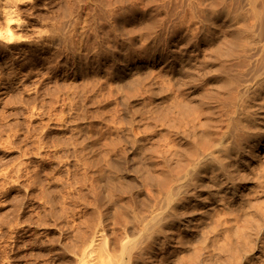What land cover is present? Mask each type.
I'll return each instance as SVG.
<instances>
[{"label":"rangeland","instance_id":"obj_1","mask_svg":"<svg viewBox=\"0 0 264 264\" xmlns=\"http://www.w3.org/2000/svg\"><path fill=\"white\" fill-rule=\"evenodd\" d=\"M5 10L14 11V24ZM263 73L264 0H0V264H264L263 160L246 175L255 178L250 205L222 201L202 216L201 202L189 201L167 211L174 222L166 212L169 223L151 224L155 211L174 206L175 181L222 175L227 153L249 141L264 89L250 102L240 97ZM216 142L218 160L194 168ZM201 186L197 198H211ZM184 210L194 232L179 223Z\"/></svg>","mask_w":264,"mask_h":264},{"label":"bare ground","instance_id":"obj_2","mask_svg":"<svg viewBox=\"0 0 264 264\" xmlns=\"http://www.w3.org/2000/svg\"><path fill=\"white\" fill-rule=\"evenodd\" d=\"M4 16L6 17V22L8 23V25H12V24H14L15 22H16V20H15V18H14V11H12V10H5L4 11ZM231 26V25H230ZM229 26V27H230ZM186 52V51H185ZM186 54H188V52H186ZM186 54H181L180 56H181V60L183 61V62H181V63H185V66L189 63H191V55L189 56V54L188 55H186ZM193 54V53H192ZM185 56V57H184ZM184 57V58H183ZM178 59H179V57H177ZM195 59V58H194ZM179 62V61H178ZM187 62V63H186ZM196 62V61H195ZM194 63V62H193ZM175 64V63H174ZM192 64V63H191ZM195 65V64H194ZM187 67H188V65H187ZM191 67V66H190ZM181 68V67H180ZM179 68V69H180ZM182 69H183V67H182ZM186 69V68H185ZM188 69H189V67H188ZM184 70V69H183ZM258 74V73H257ZM252 77V76H251ZM254 79L252 80V81H249L250 83L249 84H246V86L245 85H242V86H245L244 87V92H243V95H242V97H240V98H242L241 100H242V102H246V101H248V102H250L249 100V97H251L250 95H251V93H253V92H255V91H258V90H262V89H264V73L263 74H259V75H257V76H255V77H253ZM248 79H250V77L248 78ZM247 79V80H248ZM247 82V81H246ZM241 89V88H240ZM263 91V90H262ZM239 92H240V90H239ZM238 92V93H239ZM264 92V91H263ZM262 92V93H263ZM241 93V92H240ZM239 95V94H238ZM253 95H254V93H253ZM257 95L258 94H256V97H257ZM241 96V95H240ZM255 96V95H254ZM254 96H252V98L254 97ZM260 96V95H259ZM239 97V96H238ZM244 97H247L246 99L244 98ZM240 98H239V100H238V98H237V102L238 101H240ZM260 97H258V99H259ZM264 98V97H263ZM262 98V99H263ZM261 99V98H260ZM252 100V99H251ZM253 101V100H252ZM254 102V101H253ZM241 103V102H240ZM255 104H256V102H255ZM243 106H242V108L244 107V105L246 106H248V103L247 104H242ZM249 105H253V104H249ZM246 106V107H247ZM241 107V106H240ZM239 107V108H240ZM253 106H251V108H252ZM248 108H249V106H248ZM236 109V108H235ZM237 109H238V107H237ZM250 109V108H249ZM249 109H247V110H249ZM253 109V108H252ZM182 110V109H181ZM184 110V109H183ZM240 110L241 109H239V112H240ZM244 110H246V108L244 109ZM246 110V111H247ZM178 111H180V110H178ZM178 111H177V113H178ZM190 111V110H189ZM191 111H194V110H191ZM187 112V111H186ZM195 112V111H194ZM235 112H237V110L235 111ZM242 112V111H241ZM245 112V111H244ZM193 113V112H192ZM192 113H190V114H192ZM197 113V115H198V113L199 112H196ZM248 113V115H249V111L247 112ZM253 113V112H252ZM251 113V114H252ZM184 114L186 115V113H185V110H184ZM189 114V115H190ZM201 114V113H200ZM204 114V113H203ZM240 114V113H239ZM202 115V114H201ZM234 115V114H233ZM178 116H179V114H178ZM183 116V115H182ZM181 115H180V117H182ZM194 116H196V114L194 113ZM202 116H204V115H202ZM241 116V115H240ZM240 116L238 117V118H240ZM254 116H255V119H254V121H253V125L251 126V127H248V125L245 123V125H247L246 127H248V128H250L251 129V131L249 132V130L245 127V129H247L248 130V133H250V136L249 135H246V136H249V138L248 137H246L245 136V134L246 133H244L243 134V136H245L244 138H248L249 139V141H248V139H247V141L248 142H246V143H244L245 141H246V139H245V141L243 142L244 144H243V146H241V148L240 149H237V150H234V151H230V150H228V151H230V152H228L227 153V151L226 150H224V152H226L227 153V157H226V161H225V164L224 163H222V165L221 164H219L218 165V167H219V169H220V171H219V173L221 174V172H222V175H220V176H216V175H213V174H207V176H206V173H205V176L206 177H204L203 175H202V173L200 174V175H202V176H200V175H195V173L196 172H194L195 171V169L194 170H192L194 173L192 174V173H189V172H185V173H188V174H192V175H195V176H193V177H189V175L187 176H183V179L181 180H179V181H175V182H178L179 184H178V188L176 189L177 190V192L175 193V197H176V201L173 203L174 204V206L172 205H170V203L169 202H171L170 200L172 199V198H174L173 197V195L172 194H170L169 196H170V198L171 199H169V198H166L168 195H167V192L165 193L167 196L166 197H164V198H166V200H168L169 202V205L168 204H166V206H167V208L166 209H164V210H160L159 212H157V211H155V213L156 214H154L153 215V219H152V216L150 215V217H151V219H152V221H154V223L152 222H149V223H151V224H159V223H163V222H165V220H168V218L165 216L166 214V212L167 211H169V210H173V209H176V210H179V209H181V208H184V206L186 205V204H190L189 203V201L190 202H201L200 204L199 203H197L198 205H200L201 207H204L205 209L206 208H208V210L210 211H214L218 206H222L223 204H222V201L223 202H225V205L227 204V205H240L241 206V204L243 203L244 204V202L246 201V197L249 195V194H246V193H248L250 190L252 191V182H251V180L252 179H255V178H248V176H246L251 170H252V168H253V166L258 162V161H264V101L261 103H259L258 102V105H257V107H255V109H254ZM253 116V117H254ZM184 117V116H183ZM190 118V116H188L187 115V119L189 120V118ZM242 118L244 117L243 115L241 116ZM245 117H247L246 115H245ZM250 117H252V115L250 116ZM192 118V117H191ZM190 118V119H191ZM199 118L201 119V116L199 115ZM204 118V117H203ZM236 118V117H235ZM184 119V118H183ZM186 119V120H187ZM195 118H193V119H191V120H194ZM199 119V120H200ZM185 120V119H184ZM187 120V121H188ZM191 120L189 121V122H191ZM196 120H197V122H198V118H196ZM196 120H194L195 121V123H196ZM244 120H246V119H244ZM247 120H249L248 118H247ZM193 121V122H194ZM199 122H201V121H199ZM248 123H250V122H248ZM250 124H252V123H250ZM202 125V124H201ZM218 129H220V128H218ZM217 129V130H218ZM213 130H216V128L215 129H213ZM220 130H223V129H220ZM220 130H218V132L220 131ZM207 131V130H206ZM208 131H211V129L210 130H208ZM246 131V130H245ZM212 132V131H211ZM211 132H208L209 134L211 133ZM225 132V131H224ZM223 132V133H224ZM195 133V132H194ZM193 133V134H194ZM215 133V132H214ZM217 133V132H216ZM222 133V132H221ZM230 133V132H229ZM227 134V133H226ZM196 135V134H195ZM197 135H198V133H197ZM199 135H200V133H199ZM202 135V134H201ZM204 135H205V133H204ZM203 135V136H204ZM212 135H214V134H212ZM218 135V134H217ZM225 135V134H224ZM190 136V135H189ZM202 136V137H203ZM211 135H209V137H210ZM221 136V135H220ZM222 136H223V134H222ZM228 137L229 136H231V135H227ZM193 137V136H192ZM198 136H195L194 138H196V139H198L197 138ZM200 137V136H199ZM205 138H206V136H204ZM217 137V136H216ZM225 137H226V135H225ZM242 137V136H241ZM192 139V140H196V139ZM204 138V139H205ZM231 138V137H230ZM229 138V139H230ZM207 139H208V137H207ZM213 139V138H212ZM214 139H215V137H214ZM228 139V138H227ZM229 139H228V141H229ZM241 139V138H240ZM243 139V138H242ZM211 140V139H210ZM210 140H208V141H210ZM217 140H220L219 138L217 139ZM221 140H223V138L221 139ZM220 140V141H221ZM244 140V139H243ZM199 140H197V142H198ZM205 141V140H204ZM231 141H233V140H231ZM240 141V140H239ZM197 142H196V144H197ZM200 142V141H199ZM207 142V141H206ZM205 142V143H206ZM185 143V142H184ZM191 143H192V141H191ZM209 143V142H208ZM211 143V142H210ZM217 144H215V145H212L210 148H209V150H207L206 152H204L202 155H201V153L199 154L200 156H196L197 157V159H196V161H194V163H193V167L194 168H197V165L200 167V168H203V166L204 165H208V164H212L213 162H216L218 159H217V151H219L220 150V148L222 147V143L220 144V143H218V142H216ZM227 143V142H226ZM226 143H225V145H226ZM228 143H230V142H228ZM241 143V142H240ZM239 143V144H240ZM186 144V143H185ZM189 144V143H188ZM242 144V143H241ZM240 144V145H241ZM191 145V144H190ZM228 145H230V144H228ZM183 146H185V145H183ZM189 146V145H188ZM201 146H203V145H201ZM201 146H200V148H201ZM227 146V145H226ZM231 146V145H230ZM235 146V145H234ZM238 147L237 148H239V145H237ZM197 147V146H196ZM213 147H215L216 149L214 150V148ZM229 147V146H228ZM183 148H185V147H183ZM191 148H194V147H191ZM198 148V147H197ZM233 148V147H232ZM232 148H230L231 150H232ZM186 149V148H185ZM188 149V148H187ZM204 149V148H203ZM203 149H202V151H203ZM212 149V150H211ZM222 149V148H221ZM223 149H224V147H223ZM227 149V148H226ZM229 149V148H228ZM234 149H235V147H234ZM182 150V149H181ZM180 150V151H181ZM187 152H188V150H186ZM185 150H184V152H186ZM219 152H221V151H219ZM183 153V152H182ZM222 153V152H221ZM220 153V154H221ZM184 154L185 153H183V156H184ZM191 154H192V152H191ZM191 154H186V155H191ZM219 154V153H218ZM225 154V153H224ZM180 155H181V153H180ZM198 155V154H197ZM221 156H222V154H221ZM225 156V155H224ZM186 157V156H185ZM188 157H190V156H188ZM193 157H195V155L193 156ZM181 158V157H180ZM180 158H179V160H180ZM182 159V158H181ZM183 159H186V158H184L183 157ZM221 159H222V157H221ZM176 160H174V162H175ZM178 162V161H177ZM220 162H224V161H220ZM179 163L180 162H178L177 164L179 165ZM181 163H183L182 162V160H181ZM180 163V164H181ZM187 164L186 165H190L192 162H186ZM190 163V164H189ZM260 163V162H259ZM264 163V162H263ZM176 164V165H177ZM217 164V163H216ZM216 164H214V165H216ZM172 165H174L173 166V168H172V170H173V172H179L180 170H182V169H180V170H178V168L175 170V164H172ZM172 165H171V167H172ZM185 165V161H184V164H182V168H183V166ZM191 166V167H192ZM259 166V165H258ZM262 166V165H261ZM177 167H179V166H177ZM190 167V166H189ZM188 167V168H189ZM192 167V168H193ZM209 167V166H208ZM207 167V168H208ZM186 168V167H185ZM187 168V169H188ZM200 168H199V170H200ZM206 167H205V169H207ZM256 168V167H255ZM262 168V167H261ZM186 169V170H187ZM213 169V168H212ZM211 169V170H212ZM263 169H264V166H263ZM172 170H171V172H172ZM175 170V171H174ZM185 170V171H186ZM210 170V171H211ZM218 169H216L215 170V168H214V171L212 170V173L214 172V174H215V171H217ZM254 170V169H253ZM261 170V169H260ZM189 171H191V169H189ZM191 171V172H192ZM204 171V170H203ZM202 171V172H203ZM257 171H259V170H257ZM262 171V170H261ZM201 172V171H200ZM254 172V171H253ZM264 172V171H263ZM177 174H181V173H177ZM176 174V175H177ZM251 175H253L252 174V172L250 173ZM257 174V173H256ZM258 174H261L262 175V173H258ZM192 175H190V176H192ZM249 175V174H248ZM250 175V176H251ZM261 175H259V176H261ZM264 175V174H263ZM262 175V176H263ZM175 176V175H174ZM179 176V178H181L182 177V175H178ZM181 176V177H180ZM251 177H253V176H251ZM256 177H257V175H256ZM257 179V178H256ZM263 179V178H262ZM262 179H260V180H262ZM175 180V179H174ZM173 180V181H174ZM176 180H177V178H176ZM257 181V180H256ZM174 182V183H175ZM255 182V181H254ZM258 182H260V181H258ZM257 182V183H258ZM173 182H172V184H174ZM201 183H202V185L204 184V186L205 187H210V196H211V198H203L202 196H201V200H199L198 198H197V196L196 195H198V193L200 194V191H201V189H203L202 187L203 186H201ZM192 185V186H191ZM257 185V184H256ZM260 185V187L262 188V186H261V183L259 184ZM174 186H175V184H174ZM173 186V187H174ZM254 186V185H253ZM170 187V186H169ZM172 185H171V191H172ZM204 187V188H205ZM167 189V188H166ZM264 188H262V190H263ZM170 190V189H169ZM168 190V191H169ZM190 190H193V193L192 194H190ZM204 190V189H203ZM207 190V189H206ZM206 190H204V191H206ZM174 191V190H173ZM255 191H257L258 192V190H255V187H254V192ZM170 192V191H169ZM175 192V191H174ZM202 192V191H201ZM253 192V191H252ZM260 192V191H259ZM264 192V191H263ZM170 193H172V192H170ZM187 193L188 194H190L189 196H187V198H186V195H187ZM196 193V194H195ZM204 193V192H203ZM250 193V192H249ZM256 193V192H255ZM260 193H262V192H260ZM174 194V193H173ZM183 194H185V198H183V199H181L182 197H183ZM252 193H250V195H251ZM263 195H264V193H262ZM261 194V195H262ZM203 195V194H202ZM247 195V196H246ZM260 195V194H259ZM168 196V197H169ZM182 196V197H181ZM255 196V195H254ZM181 197V198H180ZM200 197V196H199ZM263 197V196H262ZM257 198V197H256ZM175 199H173V201H174ZM247 200H250V199H247ZM257 200V199H256ZM172 201V202H173ZM192 202V203H193ZM251 202H253V201H251ZM163 203H166L164 200H163ZM191 203V204H192ZM245 203H248V202H245ZM255 202H253V204H254ZM160 204V203H159ZM158 204V207L161 205H159ZM196 204V205H197ZM242 204V205H243ZM252 204V203H251ZM253 204H252V207H250V209L251 208H253L254 206H253ZM198 205H197V208H198ZM203 205V206H202ZM245 205V204H244ZM247 205H250L249 203L247 204ZM255 206H256V204H254ZM151 206H153V204L151 205ZM150 206V207H151ZM156 205L154 204V207H155ZM164 206H165V204H164ZM164 206H163V204L161 205V208L163 207L164 208ZM246 206V205H245ZM146 207H147V205H146ZM149 207V206H148ZM158 207H155V208H158ZM223 207V206H222ZM236 207V206H235ZM249 207V206H248ZM258 207V206H257ZM160 208V209H161ZM162 208V209H163ZM186 208V207H185ZM196 208V207H195ZM196 208V209H197ZM219 208V207H218ZM233 208V207H232ZM256 208V207H255ZM254 208V209H255ZM148 209V208H147ZM151 209L153 210L154 208L153 207H151L150 208V211H151ZM191 209H192V207H191ZM227 209V208H226ZM240 209V208H239ZM247 209V208H246ZM249 209V210H250ZM156 210V209H155ZM157 210H159V208L157 209ZM175 210V212H177ZM189 210V209H188ZM193 210H195V209H193ZM203 210V208H198V212H199V214H202V213H204V212H206V211H208L207 209L204 211H202ZM233 211H234V209H232ZM231 210V211H232ZM240 210H242L243 211V207L240 209ZM239 210V211H240ZM244 210H245V208H244ZM249 210H247L248 212H250ZM258 210V209H257ZM154 211V210H153ZM152 211V212H153ZM174 211V210H173ZM202 211V212H201ZM209 211H208V214H209ZM210 211V212H211ZM246 211V210H245ZM244 211V212H245ZM175 212H173V213H175ZM179 212H181V211H179ZM191 213H194V215H193V217H192V215H191V220L193 221V219H196L195 217L198 215V213H197V211H196V213L195 212H193L192 210L190 211ZM235 212V211H234ZM233 212V213H234ZM236 212H238V209L236 210ZM149 213V212H148ZM154 213V212H153ZM168 213V212H167ZM183 213H185V210L183 211ZM191 213H188L187 215H189L190 216V214ZM226 213H228V210H227V212ZM243 213V212H242ZM241 213V214H242ZM175 214H177V213H175ZM174 214V215H175ZM180 214V213H179ZM177 214V216H179L180 217V215L182 214ZM207 214V215H208ZM229 214H231V213H229ZM227 215V216H230L231 217V215ZM239 214H240V212H239ZM249 214H251V216L253 215L252 213H249ZM170 214L168 213L167 214V216H169ZM182 215H184V216H181L180 218H179V223L180 224H182V225H184V226H186V229H187V231H192V232H194L195 231V229H190L189 227L191 226V225H189V223H190V218H187V217H185V215H186V213L185 214H182ZM210 215V214H209ZM244 215L246 216V215H248V214H246V212L244 213ZM149 216V215H148ZM173 215H170V217H169V220L171 221H173L174 222V220H175V217H174V220H173V218H171ZM202 216H203V214H202ZM235 216H237L238 217V215L236 214V215H234L233 217L235 218ZM250 216V215H249ZM250 216V217H251ZM206 217V216H205ZM230 217H229V219H227L228 221L230 220ZM241 217V216H240ZM254 217H256V216H254ZM208 218V217H207ZM232 218V217H231ZM234 218H232L233 220H234ZM243 218H244V216H243ZM246 218V217H245ZM258 218V217H257ZM144 219H148V217H146V218H144ZM144 219H142V220H144ZM150 219V218H149ZM200 219V218H199ZM205 219V218H204ZM238 220H239V218H237ZM236 219V220H237ZM249 218H247V219H243V220H248ZM264 219V218H263ZM169 220H168V223H169ZM201 220V219H200ZM199 220V221H200ZM259 220V219H258ZM149 221H151V220H149ZM195 221V220H194ZM198 221V220H197ZM202 221H204V220H202ZM227 221V222H228ZM232 221V220H231ZM231 221H229V222H231ZM260 221H262V220H259V222ZM264 221V220H263ZM142 222V221H141ZM148 222V221H147ZM146 222V223H147ZM167 222V221H166ZM165 222V223H166ZM173 222H172V224H173ZM201 222V221H200ZM221 222V221H220ZM222 222H225V221H222ZM221 222V223H222ZM245 222V221H244ZM244 222H242V223H244ZM249 222V221H248ZM251 222V221H250ZM199 223V222H198ZM198 223H196V224H198ZM221 223H219V224H221ZM235 223V222H234ZM140 224V223H139ZM148 224V223H147ZM146 224V225H147ZM170 224H171V222H170ZM170 224H166V227L168 226V225H170ZM176 224V223H175ZM191 224V223H190ZM194 224V223H193ZM200 224V223H199ZM199 224H198V226H199ZM228 224V223H227ZM232 224V222L230 223V225ZM141 225V224H140ZM145 225V224H144ZM145 225V226H146ZM150 225V224H149ZM202 225H204V223L202 224ZM226 225V224H225ZM224 225V227L225 228H227L226 226ZM247 225H249L248 223H247ZM254 225V224H253ZM262 225V224H261ZM145 226H143V227H145ZM158 226H161V224L160 225H158ZM196 226V225H195ZM228 226V225H227ZM250 226H251V223H250ZM249 226V227H250ZM154 227H156V225H154L153 226V228H152V225H151V228L152 229H154ZM165 227V226H164ZM163 227V225H162V227H161V229L162 228H164ZM174 227V226H173ZM193 227V226H192ZM201 227V226H200ZM199 227V228H200ZM204 227V226H203ZM206 227V226H205ZM204 227V228H205ZM221 227H223V226H221ZM223 227V228H224ZM232 227V226H231ZM245 227H247V226H245ZM145 228H147V229H149V226L147 225ZM157 228V227H156ZM155 228V229H156ZM170 228V227H169ZM168 228V229H169ZM172 228V227H171ZM179 228V227H178ZM230 228V227H229ZM253 228V226H251V228H250V230ZM141 229H143V228H141ZM152 229H149V230H151L152 231ZM154 229V230H155ZM159 229H160V227H159ZM160 229V230H161ZM185 229V230H186ZM201 230L203 229V228H200ZM238 229V228H237ZM240 229V228H239ZM254 229V228H253ZM252 229V230H253ZM256 229V228H255ZM159 230V231H160ZM174 230V229H173ZM228 230V229H227ZM227 230H226V232H227ZM248 230H249V228H248ZM143 231V230H142ZM146 231V230H145ZM159 231H157L158 233H159ZM162 231H163V229H162ZM160 232L161 234L162 233H164V232ZM172 230H170V231H168V232H171ZM197 231H198V229H197ZM202 231H205L204 229L202 230ZM201 231V232H202ZM229 231L231 232V230L229 229ZM241 231V230H240ZM254 231V230H253ZM252 231V232H253ZM147 232V231H146ZM173 232V231H172ZM171 232V233H172ZM176 232V231H175ZM189 232V234H191ZM200 232V233H201ZM238 232V234H239V231H237ZM241 232H245V231H241ZM241 232H240V234H241ZM136 233V232H135ZM178 233V232H177ZM212 233L213 232H211L210 234H211V237H214L213 235H212ZM216 233V232H215ZM219 233H221L220 231H219ZM223 233V232H222ZM221 233V234H222ZM248 233V232H247ZM254 233L255 234H257L256 232H253V235H254ZM261 233V232H260ZM134 234V233H133ZM140 233H138V235H139ZM161 234H160V236H161ZM164 234H167L166 232L164 233ZM193 234V233H192ZM206 234V233H205ZM204 234V235H205ZM208 234V233H207ZM221 234H220V236H221ZM231 234H232V232H231ZM236 234V233H235ZM239 234V235H240ZM251 234V233H250ZM249 233H248V236L250 235ZM263 234V233H262ZM261 234V235H262ZM136 235V234H135ZM159 235V234H158ZM158 235H156V236H158ZM175 235H176V233H175ZM174 235V236H175ZM180 235V234H179ZM216 235H218L219 236V234H218V232H217V234ZM215 235V236H216ZM128 236V235H127ZM167 236H168V234H167ZM166 235H165V240H167V238H169V240L170 239H172V236H168L167 237ZM206 236V235H205ZM209 236V235H208ZM218 236H216L217 238H218ZM231 236V235H230ZM229 236V237H230ZM243 236H245V235H243ZM242 234L240 235V237L241 238H239V239H241L242 240ZM256 236V235H255ZM259 236V235H258ZM128 237H130V236H128ZM167 237V238H166ZM193 237V236H192ZM228 236H226V238L228 239L229 238ZM249 237H252V236H249ZM254 237V236H253ZM263 237V236H262ZM261 237V238H262ZM104 238V237H103ZM102 238V239H103ZM174 238V237H173ZM179 238H181V236H179ZM186 238V237H185ZM226 238H223V239H225L224 241H225V244L226 243H228V242H226ZM234 238H236V237H234ZM233 238V239H234ZM129 239V238H128ZM127 238L125 239V241H127L128 240ZM160 239V238H159ZM158 239V240H159ZM232 239V238H231ZM246 239V238H245ZM244 239V240H245ZM251 239V238H250ZM255 239H256V237H255ZM259 239V238H258ZM157 240V239H156ZM155 240V241H156ZM157 240V241H158ZM164 239H162V242H164L165 241ZM182 240H185L184 239V237H183V239H181V241ZM237 240V239H236ZM253 240H254V238H253ZM124 241V240H123ZM122 242L123 244H125L126 242ZM156 241V242H157ZM174 241V240H173ZM227 241H229V240H227ZM233 241V240H232ZM231 241V242H232ZM243 241V240H242ZM241 241V242H242ZM128 243V245H129V240L127 241ZM132 241L130 240V243H131ZM155 242V243H156ZM159 242V241H158ZM157 242V243H158ZM167 242V241H166ZM178 242H180V239H178ZM182 242H184L185 244H186V242L185 241H182ZM182 242L180 243V244H182ZM237 242H238V240H237ZM259 242V241H258ZM264 242V241H263ZM168 243V242H167ZM171 243V242H170ZM169 243V244H170ZM173 243V242H172ZM171 243V244H172ZM184 243L182 244V245H184ZM242 243H244V241L242 242ZM160 244V243H159ZM164 244V243H163ZM169 244L167 245V246H169ZM170 244V245H171ZM229 244H230V242H229ZM245 244H246V242H245ZM257 243H255V245H256ZM97 245V244H96ZM136 246H135V248H133V249H135L134 251H132L133 253L135 252V251H137V250H139V248H136V247H138L139 246V244L137 243V244H135ZM161 245H162V243H161ZM175 245V244H174ZM173 245V246H174ZM177 245V244H176ZM123 246V245H122ZM125 247L127 246V245H124ZM141 246V245H140ZM185 246H188L187 244L185 245ZM241 246V245H240ZM243 246V245H242ZM245 246V245H244ZM258 246V245H257ZM124 247V248H125ZM142 247V246H141ZM140 247V248H141ZM161 247V246H160ZM165 247V246H164ZM175 247H177V246H175ZM180 247H182V246H180ZM247 247V246H246ZM256 247V246H255ZM123 248V249H124ZM248 248V247H247ZM137 249V250H136ZM251 248H249V250H250ZM141 250V249H140ZM140 250H139V253H140ZM145 250V249H144ZM151 250H153V249H150V252H151ZM95 251H96V248H95V240H93V242H92V244L90 243V246H89V249H88V251H86V255H89V256H93L92 254H94L95 253ZM157 251V250H156ZM155 251V252H156ZM159 251V250H158ZM138 252V251H137ZM144 252V251H143ZM147 252V251H146ZM145 252V253H146ZM149 252V253H150ZM152 252H154V250L152 251ZM151 252V253H152ZM148 253V252H147ZM150 253V254H151ZM158 253V252H157ZM132 254V253H131ZM130 254V256H132ZM137 254V253H136ZM143 254V253H142ZM153 254V253H152ZM242 254V253H241ZM140 255V254H139ZM145 255V254H144ZM144 255H142V257L144 256ZM155 255V254H154ZM253 255V254H252ZM88 256V258H90ZM135 256V255H134ZM146 256H147V258H148V255L146 254ZM146 256L144 257L145 259H143L144 261L146 260ZM152 256V255H151ZM243 256V255H242ZM241 256V257H242ZM248 256H250V255H248ZM247 256V257H248ZM157 257V256H156ZM156 257H153V258H156ZM246 257V258H247ZM254 257V256H253ZM264 257V256H263ZM135 258H136V256H135ZM140 259H141V257H139ZM138 258V259H139ZM151 258V257H150ZM152 258V259H153ZM171 258V257H170ZM249 258V257H248ZM260 258V257H259ZM133 259H134V257H133ZM141 259V260H142ZM172 259H174V258H172ZM242 259V258H241ZM241 259H240V262H241ZM244 259V258H243ZM140 260V261H141ZM155 260V259H154ZM207 260V259H206ZM205 260V261H206ZM247 260V259H246ZM258 260H260V259H258ZM149 261V260H148ZM153 261V260H152ZM174 261V260H173ZM208 261V260H207ZM248 261V263H249V260H247ZM136 262H138V261H136ZM150 262H151V260H150ZM246 262V261H245ZM103 264H105V262H102ZM152 263V262H151ZM154 263V262H153ZM242 263V262H241ZM241 263H239V264H241ZM99 264H101V263H99ZM137 264V263H136ZM139 264V263H138ZM144 264H145V262H144ZM147 264V263H146ZM175 264V263H174ZM199 264H206V262H201V263H199ZM208 264H210V263H208Z\"/></svg>","mask_w":264,"mask_h":264}]
</instances>
